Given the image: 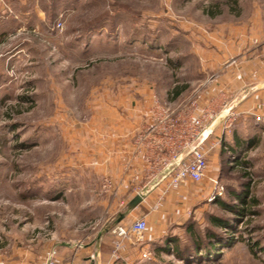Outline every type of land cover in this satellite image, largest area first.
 I'll return each mask as SVG.
<instances>
[{
    "label": "rangeland",
    "instance_id": "obj_1",
    "mask_svg": "<svg viewBox=\"0 0 264 264\" xmlns=\"http://www.w3.org/2000/svg\"><path fill=\"white\" fill-rule=\"evenodd\" d=\"M263 74L264 0H0L2 253L54 241L77 264L92 256L105 132L151 127L139 112L152 101L215 119L220 145L198 183L203 209L167 230L149 222L151 260L142 245L119 264H264V119L243 114Z\"/></svg>",
    "mask_w": 264,
    "mask_h": 264
},
{
    "label": "crops",
    "instance_id": "obj_2",
    "mask_svg": "<svg viewBox=\"0 0 264 264\" xmlns=\"http://www.w3.org/2000/svg\"><path fill=\"white\" fill-rule=\"evenodd\" d=\"M256 84L259 86L250 91L253 103L249 108L247 104L243 105V114L264 119V74L251 85ZM142 107L144 108L139 113L146 117L145 123L149 125L152 123L150 113L155 105L150 101ZM181 113L180 111L179 114ZM138 127L126 126L112 133L105 132V155L101 157L100 165L104 175L114 182L116 189L105 192L101 198L100 229L103 233L97 236L95 243L87 245L86 252L92 256L82 259L84 264L132 262L138 256L140 248L136 243V235L131 231L134 223L140 219H145L148 225L155 221L157 229L167 230L169 226L181 224L187 209H203L205 193L197 183L189 181L179 189L165 193L167 175L149 182L147 160L156 155V135L151 131L152 125L148 128L143 125ZM217 131H220L219 128ZM113 137L116 141L109 142ZM139 195L143 196L142 202L130 210L129 205ZM120 230H125L126 234L120 235ZM153 237L154 235L147 238L145 236V249L142 251H151V245L156 243L150 241ZM51 242L39 241L36 245L13 244L3 253L0 250V260L6 264H77V260L81 261L79 257H73L72 247L65 246L60 250L58 243ZM116 245H120L118 260L113 259Z\"/></svg>",
    "mask_w": 264,
    "mask_h": 264
},
{
    "label": "built area",
    "instance_id": "obj_3",
    "mask_svg": "<svg viewBox=\"0 0 264 264\" xmlns=\"http://www.w3.org/2000/svg\"><path fill=\"white\" fill-rule=\"evenodd\" d=\"M154 105L152 115L154 125L151 131L156 135L154 144L157 152L154 158L147 160V179L152 182L167 175L165 193L179 189L189 181L197 184L203 182L209 169V156L220 145V142L214 141L213 131L207 139H203L207 130H213L215 119L207 120L206 115L189 119L185 113L175 115L165 107ZM230 119L225 123L226 130L231 128ZM180 159V163L177 164ZM112 188V181L107 179L104 184L105 192H112ZM222 191L223 188L220 187L215 197L222 196ZM147 229L148 223L145 219H140L132 225L131 231L136 235V243L139 246L145 243L144 235ZM119 233L125 235L126 231L120 230ZM119 248L120 245H116L113 252L115 260L120 259ZM141 257L149 261L152 252L146 249ZM0 264L6 263L0 260Z\"/></svg>",
    "mask_w": 264,
    "mask_h": 264
},
{
    "label": "trees",
    "instance_id": "obj_4",
    "mask_svg": "<svg viewBox=\"0 0 264 264\" xmlns=\"http://www.w3.org/2000/svg\"><path fill=\"white\" fill-rule=\"evenodd\" d=\"M184 90H185L184 88H179V87L175 88L173 90V93H172V100L174 101V100L178 99L183 94ZM231 143H232V145H230ZM231 143L229 144L230 145L229 146L230 151H232L235 154H237V152L240 151V147H243L244 140L243 141L242 140H239V138L235 136L234 140H232ZM249 145L250 144L248 143V146ZM222 148H223V150H221V151H224L225 152L223 146L221 147V149ZM240 165H242L244 167H250V163L248 161H241L240 162ZM244 196H247L248 197L249 196V191H246ZM216 222L219 223L220 221L219 220H216ZM173 243H175V242H172L171 244H173ZM179 251H180V249H176L175 248V245L172 246V252H179ZM204 260H207V261H210V262H217V261H215L216 260V256L215 255H207V259L204 258Z\"/></svg>",
    "mask_w": 264,
    "mask_h": 264
},
{
    "label": "water",
    "instance_id": "obj_5",
    "mask_svg": "<svg viewBox=\"0 0 264 264\" xmlns=\"http://www.w3.org/2000/svg\"><path fill=\"white\" fill-rule=\"evenodd\" d=\"M211 132H212V129L207 130V131L204 133V138H203V139H204V140L207 139V138L210 136ZM180 161H181V159L177 162V164H179ZM142 200H143V196L139 195L138 197H136V198L131 202V204L129 205V209H130V210H133L134 208H136V207L142 202Z\"/></svg>",
    "mask_w": 264,
    "mask_h": 264
}]
</instances>
